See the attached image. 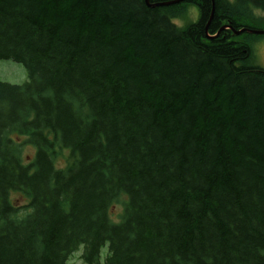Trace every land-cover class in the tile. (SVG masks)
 I'll list each match as a JSON object with an SVG mask.
<instances>
[{"label":"trees","instance_id":"16d2710c","mask_svg":"<svg viewBox=\"0 0 264 264\" xmlns=\"http://www.w3.org/2000/svg\"><path fill=\"white\" fill-rule=\"evenodd\" d=\"M256 11L264 0H0V59L27 73L0 82V264L80 248L99 264L105 246L104 264H264V68L246 40L264 35L205 37L211 13L210 37L264 30Z\"/></svg>","mask_w":264,"mask_h":264},{"label":"rangeland","instance_id":"374dc122","mask_svg":"<svg viewBox=\"0 0 264 264\" xmlns=\"http://www.w3.org/2000/svg\"><path fill=\"white\" fill-rule=\"evenodd\" d=\"M255 13L258 16L264 17V12L256 11ZM185 18L175 19L174 22L176 23L177 26H184L188 19L194 21L196 19L195 10L194 12L193 10L192 12L188 10L187 19ZM246 40L249 41L252 51L251 63L264 68V36L247 35ZM26 81H27V73L25 68L21 64H18L12 60L0 59V82L7 83L10 85H22ZM22 152L23 155L25 156V161L27 163L32 159L35 150L31 146L26 145L23 147ZM67 155H68L67 151L62 152V157H60L56 162L58 166H63L65 164L64 159L65 157H67ZM11 198H12V202L16 206L26 203V199L20 196L19 194H13ZM121 211H122V205L121 204L115 205L111 209L110 219L113 222H117L118 216L121 213ZM22 213H24V211H22ZM81 251L82 249L80 248L78 251L74 252L66 264H84L80 259ZM106 253H107V246L101 249L99 264H104Z\"/></svg>","mask_w":264,"mask_h":264},{"label":"water","instance_id":"95a60500","mask_svg":"<svg viewBox=\"0 0 264 264\" xmlns=\"http://www.w3.org/2000/svg\"><path fill=\"white\" fill-rule=\"evenodd\" d=\"M183 1L184 0H174V1H171V2L165 3V4H150L149 0H144V3L148 8H156V7H160V6H170V5L178 4V3H181ZM211 19H212V13H211L210 18H209V20L206 24V27H205V33H206L205 37L207 39H213V38L218 37L220 32L225 30V29H229L232 32L233 36H239L242 33L254 34V35H264V30H254V29H248V28H242L239 30H234L229 25H226V26H223L220 30H218V32L214 36L210 37L207 35V28H208V25H209Z\"/></svg>","mask_w":264,"mask_h":264},{"label":"bare ground","instance_id":"6f19581e","mask_svg":"<svg viewBox=\"0 0 264 264\" xmlns=\"http://www.w3.org/2000/svg\"><path fill=\"white\" fill-rule=\"evenodd\" d=\"M212 15H213V13H212Z\"/></svg>","mask_w":264,"mask_h":264}]
</instances>
